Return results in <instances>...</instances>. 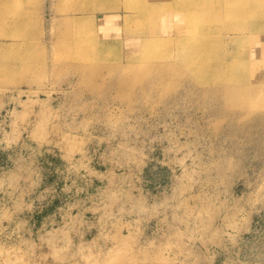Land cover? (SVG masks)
<instances>
[{
    "label": "rangeland",
    "instance_id": "rangeland-1",
    "mask_svg": "<svg viewBox=\"0 0 264 264\" xmlns=\"http://www.w3.org/2000/svg\"><path fill=\"white\" fill-rule=\"evenodd\" d=\"M262 47L264 0H0V264H264Z\"/></svg>",
    "mask_w": 264,
    "mask_h": 264
},
{
    "label": "bare ground",
    "instance_id": "bare-ground-1",
    "mask_svg": "<svg viewBox=\"0 0 264 264\" xmlns=\"http://www.w3.org/2000/svg\"><path fill=\"white\" fill-rule=\"evenodd\" d=\"M188 10H193V9L192 8H189ZM225 47L229 48L228 47V43L225 44ZM262 49H264V47H262ZM262 49L257 48L256 50H262ZM263 71H264V69H263ZM229 73L230 72H228V74ZM240 73H237L236 75H233L232 80L236 82V81H242V80H249V79H252V78L264 79V76L262 75V73L260 74L262 76H258L259 74H257V71L256 70L245 71V72L243 71V74L242 75H240ZM263 93L264 92H262L261 90L260 91L259 90H256L255 92H253V95H255L257 97H260Z\"/></svg>",
    "mask_w": 264,
    "mask_h": 264
}]
</instances>
